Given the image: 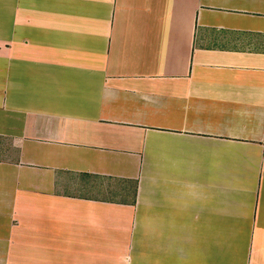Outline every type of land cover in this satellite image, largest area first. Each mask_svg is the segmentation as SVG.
Masks as SVG:
<instances>
[{
    "label": "crops",
    "instance_id": "obj_1",
    "mask_svg": "<svg viewBox=\"0 0 264 264\" xmlns=\"http://www.w3.org/2000/svg\"><path fill=\"white\" fill-rule=\"evenodd\" d=\"M0 264H264V0H0Z\"/></svg>",
    "mask_w": 264,
    "mask_h": 264
}]
</instances>
